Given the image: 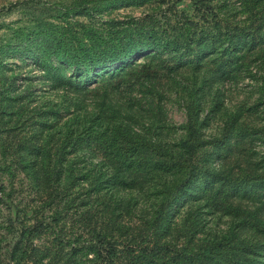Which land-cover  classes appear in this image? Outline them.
Returning a JSON list of instances; mask_svg holds the SVG:
<instances>
[{
    "label": "rangeland",
    "instance_id": "374dc122",
    "mask_svg": "<svg viewBox=\"0 0 264 264\" xmlns=\"http://www.w3.org/2000/svg\"><path fill=\"white\" fill-rule=\"evenodd\" d=\"M45 20L74 47H115L133 22L197 43L76 86ZM190 130L212 181L190 175L164 210ZM262 179L264 0H0V264H102L97 236L138 237L160 208L156 237L173 246L264 240Z\"/></svg>",
    "mask_w": 264,
    "mask_h": 264
},
{
    "label": "trees",
    "instance_id": "16d2710c",
    "mask_svg": "<svg viewBox=\"0 0 264 264\" xmlns=\"http://www.w3.org/2000/svg\"><path fill=\"white\" fill-rule=\"evenodd\" d=\"M137 21L139 19H136ZM186 22L194 23L190 19ZM43 24L46 28L43 32L44 47L61 65L65 64L70 68V74L77 77L76 86L88 84L91 79L104 75L112 77L120 73L133 63L132 54L143 56L166 53L169 57L176 55V59H180L181 54H186L190 50L191 43H197L193 42L188 33L176 32L177 30L170 32L164 29L161 33L158 30L139 27L131 31L128 26L135 24L133 22L126 24L127 31L115 47L105 46L107 43L96 49L79 43L74 47L62 36L60 26L48 20ZM213 25L218 26V22L214 20ZM43 63L44 68L54 69L58 79L70 82V78L62 79L64 76L60 65L52 66L48 58H45ZM115 63L117 65L114 68L110 67ZM192 135L190 130L188 139L184 138L179 143L187 153L186 162L180 166L185 167V172L183 178L171 187L164 210L173 206L174 196L182 186L189 187L187 180L190 175L198 174L205 177V182L201 186L203 188L208 187L206 179L212 181L213 174L205 168L200 169L197 161L192 159L194 150L200 145V141ZM177 171L180 172L179 169ZM251 186L264 196V179L252 182ZM164 210L160 208L156 211L152 220L154 221L152 230L125 241L97 236L90 245V251L102 264H264V240L246 241L233 236H220L200 244L195 249H187L185 245L173 246L167 241L160 240L155 233L159 231V222L163 219Z\"/></svg>",
    "mask_w": 264,
    "mask_h": 264
}]
</instances>
